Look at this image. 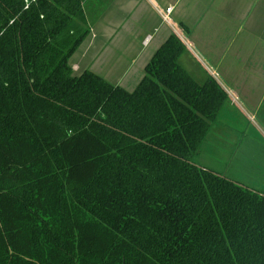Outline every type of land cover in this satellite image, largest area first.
Instances as JSON below:
<instances>
[{
	"label": "trees",
	"instance_id": "obj_1",
	"mask_svg": "<svg viewBox=\"0 0 264 264\" xmlns=\"http://www.w3.org/2000/svg\"><path fill=\"white\" fill-rule=\"evenodd\" d=\"M84 0H0V264H264V190L193 162L227 102L172 35L129 92L71 58Z\"/></svg>",
	"mask_w": 264,
	"mask_h": 264
},
{
	"label": "crops",
	"instance_id": "obj_2",
	"mask_svg": "<svg viewBox=\"0 0 264 264\" xmlns=\"http://www.w3.org/2000/svg\"><path fill=\"white\" fill-rule=\"evenodd\" d=\"M84 3L90 33L84 41L85 53L78 61L93 52L87 67L108 82L133 92L155 53L176 35L186 46L187 56L228 96L212 123L215 135H209L211 125L197 158L211 152L208 140L217 136L213 142H226L222 141L224 144L213 151L222 156L223 160L218 161H224L223 169L226 170V161H236L244 169L246 162L251 163L252 155L261 156L264 161V0H84ZM118 33L121 47L117 53H110V44ZM72 66L75 74L80 71L78 63ZM252 138L259 143L257 149L250 148V144L254 145L250 142ZM260 168H264V162L257 170L264 172ZM225 177L241 184L227 174ZM259 186L246 187L263 191L264 183Z\"/></svg>",
	"mask_w": 264,
	"mask_h": 264
},
{
	"label": "rangeland",
	"instance_id": "obj_3",
	"mask_svg": "<svg viewBox=\"0 0 264 264\" xmlns=\"http://www.w3.org/2000/svg\"><path fill=\"white\" fill-rule=\"evenodd\" d=\"M100 20L107 21V19H100ZM108 36H110V35H108ZM120 42H121V33H118L116 35L115 40L110 44L111 46H110L109 52L110 53H117L119 48L121 47ZM85 49H86V43H84L81 47H79L77 52L74 54V56L70 60V63L72 65L74 62L79 64L80 71L78 73H76L77 76H80L82 73H84L87 70L93 71L92 69H89V67H87V63L89 61H91L93 56H94L93 52H91L89 54V56H87V58H86V55H84L83 57L85 58V60H83V61L77 60L80 55L85 53ZM181 64L185 69L190 70L191 76L198 83L203 84L208 80V77L204 73V71L189 56H187V53H185L182 56ZM213 125H212V130L210 131V134H209L211 136L215 135V125L214 126ZM216 137L217 136L210 137V141L208 140V145H211L210 146L211 152H208L209 154L208 153L203 154V155L199 156V158H197V156H196L194 158L193 162L200 167H204V168L206 167V168H210L212 170H215L216 173L222 172L224 175L223 174H219V175H221L223 177H225V175L227 174V176L233 177V178L239 180L243 186H250V187L256 186V188H261V186H259V185L264 183V172H258L257 170L259 169L260 163L264 162L262 157L261 156L256 157L255 155H252V158L249 157V159L252 160L251 163L246 162L243 165L244 169L240 168L239 164L236 161H234V162L229 161L230 163L228 161H226V163H225L226 170H225L222 168L224 161H218V160H223L222 156H219V155H217L216 152H213L215 148L223 145L224 144L223 142H225V140L221 139L223 142L222 141L213 142L214 139H216ZM250 142H252L254 144V145L250 144V148L254 147L255 149H257L256 147L259 146L257 139L252 138L250 140ZM260 170H264V168H260Z\"/></svg>",
	"mask_w": 264,
	"mask_h": 264
}]
</instances>
